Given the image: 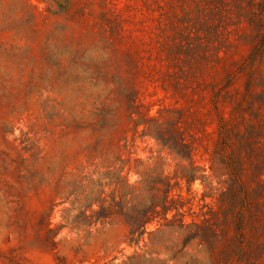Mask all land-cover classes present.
Instances as JSON below:
<instances>
[{"label": "rangeland", "instance_id": "rangeland-1", "mask_svg": "<svg viewBox=\"0 0 264 264\" xmlns=\"http://www.w3.org/2000/svg\"><path fill=\"white\" fill-rule=\"evenodd\" d=\"M0 264H264V0H0Z\"/></svg>", "mask_w": 264, "mask_h": 264}, {"label": "trees", "instance_id": "trees-1", "mask_svg": "<svg viewBox=\"0 0 264 264\" xmlns=\"http://www.w3.org/2000/svg\"><path fill=\"white\" fill-rule=\"evenodd\" d=\"M133 230H135V229L131 227L130 231L132 232Z\"/></svg>", "mask_w": 264, "mask_h": 264}]
</instances>
